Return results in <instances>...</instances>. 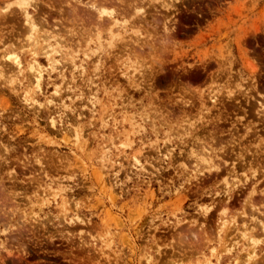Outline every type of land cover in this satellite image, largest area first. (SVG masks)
<instances>
[{
    "label": "rangeland",
    "instance_id": "rangeland-1",
    "mask_svg": "<svg viewBox=\"0 0 264 264\" xmlns=\"http://www.w3.org/2000/svg\"><path fill=\"white\" fill-rule=\"evenodd\" d=\"M252 79L264 0H0V264H264V199L203 163Z\"/></svg>",
    "mask_w": 264,
    "mask_h": 264
},
{
    "label": "flooded vegetation",
    "instance_id": "flooded-vegetation-1",
    "mask_svg": "<svg viewBox=\"0 0 264 264\" xmlns=\"http://www.w3.org/2000/svg\"><path fill=\"white\" fill-rule=\"evenodd\" d=\"M242 89L232 104L217 102L221 126L212 132L220 139L222 164L238 167L250 182L242 186L245 193L255 185V195L264 199V82L252 79Z\"/></svg>",
    "mask_w": 264,
    "mask_h": 264
},
{
    "label": "bare ground",
    "instance_id": "bare-ground-1",
    "mask_svg": "<svg viewBox=\"0 0 264 264\" xmlns=\"http://www.w3.org/2000/svg\"><path fill=\"white\" fill-rule=\"evenodd\" d=\"M94 10V9H93ZM97 10V9H96ZM16 58V57H15ZM17 64L19 65V66H21V63L18 61L17 62ZM30 68L31 69H33V71L35 72V71H39L40 72V65H39V63H37V62H35V64L33 63V64H30ZM256 66L255 65H251V68H252V71L254 70H256V68H255ZM38 76H40V74H38ZM218 143V142H217ZM206 148L204 147V150H205ZM203 150V152H204V154H205V151L207 150H205L204 151ZM207 154V153H206ZM206 154H205V156H203V157H205V158H203V163H206V165L208 166V169H209V171H212V170H214L215 172H217V173H219V172H222L223 171V168H225L224 169V171H226V174H228L229 175V177H230V175H232L231 174V172H232V169H226V167L223 165V164H220V165H212V163L213 162H211V160L210 159H206V158H211V156H209L208 154H207V156H206ZM221 157V156H220ZM199 158V157H198ZM200 159V158H199ZM196 160V159H195ZM253 160V159H252ZM258 161V160H257ZM202 163V162H201ZM257 163V162H256ZM199 164V163H198ZM217 164V163H216ZM204 165V164H203ZM258 165V164H257ZM196 166V165H195ZM198 166V165H197ZM221 166H224V167H222V168H220ZM254 167V166H253ZM201 168V167H200ZM200 173H201V171H199ZM224 180L226 181V177L224 178ZM247 255V254H246ZM248 256V255H247ZM247 258V257H246Z\"/></svg>",
    "mask_w": 264,
    "mask_h": 264
}]
</instances>
